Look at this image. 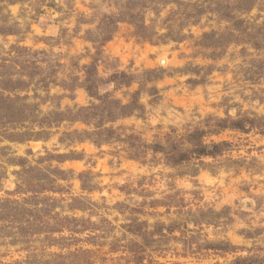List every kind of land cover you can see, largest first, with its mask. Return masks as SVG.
<instances>
[{
  "label": "rangeland",
  "instance_id": "374dc122",
  "mask_svg": "<svg viewBox=\"0 0 264 264\" xmlns=\"http://www.w3.org/2000/svg\"><path fill=\"white\" fill-rule=\"evenodd\" d=\"M0 264H264V0H0Z\"/></svg>",
  "mask_w": 264,
  "mask_h": 264
},
{
  "label": "bare ground",
  "instance_id": "6f19581e",
  "mask_svg": "<svg viewBox=\"0 0 264 264\" xmlns=\"http://www.w3.org/2000/svg\"><path fill=\"white\" fill-rule=\"evenodd\" d=\"M165 62H166V61H165V59H162V60H161V63H164V64H166Z\"/></svg>",
  "mask_w": 264,
  "mask_h": 264
}]
</instances>
